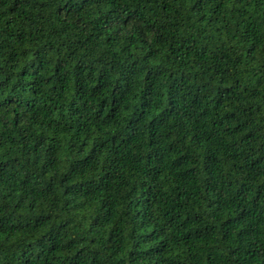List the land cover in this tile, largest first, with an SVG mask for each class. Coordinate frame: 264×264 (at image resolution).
I'll use <instances>...</instances> for the list:
<instances>
[{
  "label": "trees",
  "instance_id": "obj_1",
  "mask_svg": "<svg viewBox=\"0 0 264 264\" xmlns=\"http://www.w3.org/2000/svg\"><path fill=\"white\" fill-rule=\"evenodd\" d=\"M0 264H264V0H0Z\"/></svg>",
  "mask_w": 264,
  "mask_h": 264
}]
</instances>
